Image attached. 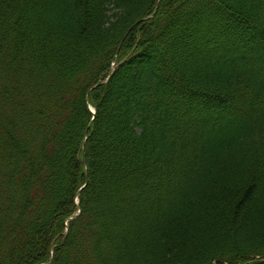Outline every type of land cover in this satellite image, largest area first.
<instances>
[{
	"label": "trees",
	"instance_id": "trees-1",
	"mask_svg": "<svg viewBox=\"0 0 264 264\" xmlns=\"http://www.w3.org/2000/svg\"><path fill=\"white\" fill-rule=\"evenodd\" d=\"M155 2L0 0V264H264V0Z\"/></svg>",
	"mask_w": 264,
	"mask_h": 264
}]
</instances>
